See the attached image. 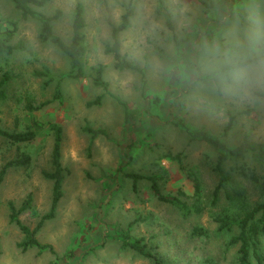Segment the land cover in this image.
Instances as JSON below:
<instances>
[{"label": "rangeland", "instance_id": "rangeland-1", "mask_svg": "<svg viewBox=\"0 0 264 264\" xmlns=\"http://www.w3.org/2000/svg\"><path fill=\"white\" fill-rule=\"evenodd\" d=\"M78 3L84 75L62 79L54 97L57 79L46 84L35 72L48 68L58 75L69 70V60L41 40L36 18H23L11 0H0V32L12 29L10 43L24 44L11 54L0 52V77L9 76L0 99V127L23 131L33 120L39 126L29 142L12 143L0 135V168L9 159L29 156L27 164L9 167L0 183V264H155L124 246L125 235L143 236L165 264H235L237 246L226 247L229 233L218 232L212 216L239 212L225 198L233 183L245 188L246 208L262 196L240 174L241 160H231L224 166L229 181L212 203L217 151L189 140L188 131L205 129L227 146L243 139L264 142V57L238 65L264 48V0H50L32 8L46 15L59 10L53 31L68 43ZM128 7V26L117 34L120 54L142 72L116 68L105 50ZM98 64L106 91L92 82ZM100 94L98 103L89 104ZM228 113L234 119L223 136ZM52 123L61 127L62 195L36 237L53 251L22 249L23 234L9 221L8 202L19 208L31 194L30 206L19 213L31 228L49 210L53 181L45 173L54 169ZM244 162L260 173L254 153ZM127 173L158 175L163 193L195 203L199 211L184 215L158 200L146 178L133 187ZM195 226L206 233H192Z\"/></svg>", "mask_w": 264, "mask_h": 264}, {"label": "trees", "instance_id": "trees-1", "mask_svg": "<svg viewBox=\"0 0 264 264\" xmlns=\"http://www.w3.org/2000/svg\"><path fill=\"white\" fill-rule=\"evenodd\" d=\"M16 9L20 11L23 18L33 17L36 18L40 23L39 36L41 40L50 42L54 44L69 60V70L58 75H54L48 68L36 71L35 73L39 76L45 77V83H50L53 79H57L55 83V94L54 97H58L60 94V81L65 77L80 78L84 75L83 68V55L86 50L84 35L81 32V27L83 26L82 18V5L77 4L74 10L73 20H72V36L68 43L64 42L63 39L53 31L52 21L59 17V10H56L52 15H46L40 11L34 10L32 6H43L50 0H11ZM131 15V9L126 8L125 12L121 16V20L117 26L112 30L113 42L106 46L105 50L111 52L114 57V66L118 69H136L142 72V69L136 64L126 60L120 54L119 39L117 34L128 26L129 16ZM13 30L5 29L0 32V52L11 54L15 50L24 49V44L22 41H18L15 44L10 43ZM264 57V48L258 55H255L249 59L239 62L238 65H245L248 63L256 62L258 59ZM93 78L92 82L94 85L101 87L103 90H107L108 83L103 79V66L98 64L93 68ZM9 76L7 73H3L0 77V99L5 97V84ZM101 94L97 96L94 100L89 102V104H96L99 102ZM45 102L38 104L37 106L27 105L28 109L39 108L44 105ZM129 111V109H125ZM127 113L125 117L127 118ZM234 116L231 113L227 115V121L222 129V135H226L232 127ZM51 129L54 131V142L52 147V164L53 171L45 173V176L52 179V196L49 210L44 213L34 227H29L28 225L21 222L19 219V213L30 206L31 194H28L24 203L16 208L11 201L8 202L9 209V221L15 223L21 233L23 234V239L19 243L22 249L28 247L36 246L40 250L49 249L53 251V247L50 244L41 243L37 237L36 233L41 228L43 222L46 219L51 218L56 210L57 203L62 195L61 181H62V167L60 163V148H61V127L56 124H50ZM39 128L38 122L33 120L32 124L23 131H10L0 127V135L9 139L12 143L15 142H29L33 140L36 135V129ZM88 129V128H87ZM93 133H97L100 130H91ZM189 140L203 141L217 151V156L215 163L213 165V170L218 175V181L212 192V203H215L218 199L219 190L223 187L224 183L229 181V176L227 175L224 166L228 161L241 160L242 166L240 168V174L253 181L257 185L259 192L262 196V200L255 203L251 208H246L243 206L245 200V188L239 183H233L230 190L225 192V198L230 206H235L239 208V212L236 214L229 213L225 210L223 213L218 215H213L212 218L214 222L217 223V231L229 233V237L226 241V247L237 246V255L235 264H264V249L262 248V243L264 241V142L263 143H251L246 139H243L239 144L235 146H227L223 141L216 135L211 134L205 129L188 131ZM252 152L256 155L257 165L260 173H254L253 170L248 168L245 164V155ZM29 161V156L27 154L21 155L17 158H12L3 163L0 168V183L6 173V170L11 166L25 165ZM133 183V187L136 186V182L141 178H146L149 181V188L153 195L157 197L158 200L170 203L178 207L183 214H188L190 211H199L197 204L193 203L188 205L185 201L181 200L178 195H170L163 193L161 191L160 185L158 183L159 176L156 174H151L148 176H143L138 173H127L126 174ZM194 191L193 195L198 198L199 195V184L194 181ZM181 190H178V194H182ZM192 233L205 234L206 231L202 226H195L192 229ZM144 237L140 236L138 238L128 240L127 236H124L123 245L129 246L135 250L141 256L152 259L155 264H165V259L153 252L147 247Z\"/></svg>", "mask_w": 264, "mask_h": 264}]
</instances>
